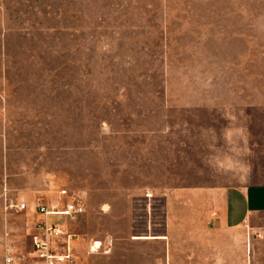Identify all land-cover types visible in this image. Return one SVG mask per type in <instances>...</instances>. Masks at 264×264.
Returning <instances> with one entry per match:
<instances>
[{
    "label": "rangeland",
    "instance_id": "1",
    "mask_svg": "<svg viewBox=\"0 0 264 264\" xmlns=\"http://www.w3.org/2000/svg\"><path fill=\"white\" fill-rule=\"evenodd\" d=\"M251 183L264 0H0V264L34 263L32 205L64 209L62 189L85 207L62 227L99 239L161 224L176 187Z\"/></svg>",
    "mask_w": 264,
    "mask_h": 264
},
{
    "label": "crops",
    "instance_id": "2",
    "mask_svg": "<svg viewBox=\"0 0 264 264\" xmlns=\"http://www.w3.org/2000/svg\"><path fill=\"white\" fill-rule=\"evenodd\" d=\"M142 216L134 232L72 241L77 264H264V183L176 187L161 224L152 212ZM93 240L109 250L93 253Z\"/></svg>",
    "mask_w": 264,
    "mask_h": 264
},
{
    "label": "built area",
    "instance_id": "3",
    "mask_svg": "<svg viewBox=\"0 0 264 264\" xmlns=\"http://www.w3.org/2000/svg\"><path fill=\"white\" fill-rule=\"evenodd\" d=\"M61 194L68 196V201L64 209H58L56 206H48L41 202L32 205L37 213H41L43 218L40 221L30 222L31 226L32 249L31 257L33 264H77V253L74 250L73 240L79 236L71 233L62 227L61 223L55 217L57 214H66L71 217L85 211L81 197L75 192H69L62 189ZM28 206L26 202L19 205V208ZM101 242L95 240L90 245V251H96L100 248ZM30 256V255H29ZM26 258V254L16 253L14 246H11L5 257V264H18L20 260Z\"/></svg>",
    "mask_w": 264,
    "mask_h": 264
},
{
    "label": "bare ground",
    "instance_id": "4",
    "mask_svg": "<svg viewBox=\"0 0 264 264\" xmlns=\"http://www.w3.org/2000/svg\"><path fill=\"white\" fill-rule=\"evenodd\" d=\"M162 236V235H161ZM146 237V236H145ZM148 237H149V235H148ZM154 237V236H153ZM97 243L99 244V242L97 241Z\"/></svg>",
    "mask_w": 264,
    "mask_h": 264
}]
</instances>
